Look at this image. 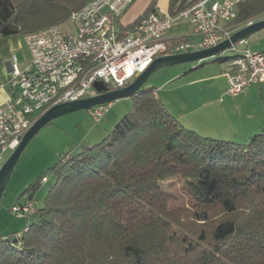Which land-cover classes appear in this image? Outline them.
<instances>
[{
  "label": "trees",
  "instance_id": "16d2710c",
  "mask_svg": "<svg viewBox=\"0 0 264 264\" xmlns=\"http://www.w3.org/2000/svg\"><path fill=\"white\" fill-rule=\"evenodd\" d=\"M89 1L0 0V37L65 26ZM238 7V22L264 14V0ZM133 97L104 139L58 156L44 204L16 238L0 237V264H264V129L247 142L203 136L154 88ZM173 177L185 196L164 188Z\"/></svg>",
  "mask_w": 264,
  "mask_h": 264
},
{
  "label": "built area",
  "instance_id": "2783aa9c",
  "mask_svg": "<svg viewBox=\"0 0 264 264\" xmlns=\"http://www.w3.org/2000/svg\"><path fill=\"white\" fill-rule=\"evenodd\" d=\"M134 0H90L71 13L73 29L56 24L25 35L30 63L19 68L18 58L8 86L10 97L0 105V168L3 153L14 150L23 136L44 112L56 104L72 102L98 94L95 84L107 90L123 88L160 56L211 48L230 39L238 31L264 14L238 22L243 0H199L176 14L152 9L127 30L116 24ZM188 19L200 40L168 44L167 34L176 21ZM246 44V40L231 45ZM239 52V51H238ZM227 93L237 95L254 83H264V51L246 48L226 64ZM108 105L91 109V117L101 122ZM44 177L42 182H48ZM34 200L12 209L30 219L36 213Z\"/></svg>",
  "mask_w": 264,
  "mask_h": 264
},
{
  "label": "crops",
  "instance_id": "0c3cea01",
  "mask_svg": "<svg viewBox=\"0 0 264 264\" xmlns=\"http://www.w3.org/2000/svg\"><path fill=\"white\" fill-rule=\"evenodd\" d=\"M214 1L220 0H210ZM151 5L154 9L170 12L168 10L170 0H134L116 24V28L119 31L128 29ZM182 21H176L169 30L166 35L168 44H175L180 38L191 42L200 40V35L196 33L191 22L187 21L185 29H181ZM24 40L25 35L0 37V105L7 102L10 97L8 83L13 58L15 56L18 58V67L22 69L30 63L31 55ZM241 45L243 47L238 49L234 56L246 48H251L248 42ZM225 68L226 64L220 65L213 70H206L204 75L175 84V80L189 71L181 73L180 76L179 72H176L161 83V89L155 85L148 88H154L156 96L183 126L203 136L247 142L252 135L264 129V83L251 84L243 92L230 95L227 93L228 80L224 74ZM110 111L107 116L111 114Z\"/></svg>",
  "mask_w": 264,
  "mask_h": 264
},
{
  "label": "rangeland",
  "instance_id": "374dc122",
  "mask_svg": "<svg viewBox=\"0 0 264 264\" xmlns=\"http://www.w3.org/2000/svg\"><path fill=\"white\" fill-rule=\"evenodd\" d=\"M188 19H184L180 24L181 29H185ZM189 22V21H188ZM179 23H176L178 25ZM66 29H73L71 23L67 22L64 26ZM177 27V26H176ZM249 43L250 50L259 51L264 49V29L256 31V33L246 38V43ZM243 46L237 44L236 48H228L223 53L207 57L199 61H190L174 66L164 67L149 77L145 86L155 85L160 88V85L168 77L176 72L181 73L189 71L186 75L179 77L176 82L181 83L191 80L195 77L204 75L206 70H213L214 68L225 65L227 61L221 62L217 60L219 57L234 56L238 49ZM230 61V60H229ZM200 66V67H198ZM198 67L197 69H195ZM194 69V70H192ZM131 82V81H130ZM129 82V83H130ZM134 97H121L111 101L108 105V110L104 115L105 118L101 122H95L91 117V109H82L71 112L53 120L43 126L35 137L27 144L28 146L23 151L22 156L19 158L17 165L12 171V177L8 182L5 191L0 201V237L11 235L13 238L18 233L23 232L25 226L30 219L21 217L16 214L12 209L19 203H24L29 198L26 189L36 180L41 179L42 175L47 174L50 181L41 182V186L35 191L34 202L36 208L44 204L45 196H47L50 182L53 181L51 167L58 160V156L69 151L78 149L82 144H95L104 137H106L116 123L127 113L132 110ZM111 110V111H110ZM108 111L111 112L107 116ZM118 117V118H117ZM93 130V131H92ZM100 134L102 136H99ZM97 135V136H96ZM13 150L8 149L3 153V162L9 158ZM164 188L173 194L185 196L183 181L177 177L163 181ZM185 198V197H184Z\"/></svg>",
  "mask_w": 264,
  "mask_h": 264
},
{
  "label": "water",
  "instance_id": "95a60500",
  "mask_svg": "<svg viewBox=\"0 0 264 264\" xmlns=\"http://www.w3.org/2000/svg\"><path fill=\"white\" fill-rule=\"evenodd\" d=\"M261 29H264V18L244 28H241L236 32H233L234 34L230 39H227L218 45L212 46L211 48L160 56L152 61V63L141 74H139L136 79L123 88L107 90L108 88L106 85L101 82H96L95 87L99 92L98 94L72 102L70 101L60 103L59 105L56 104L55 106L51 107L39 118H37L32 127L26 131V134L23 136L20 144L17 145V147L13 150L9 158H6L7 160L0 168V200L7 187L6 184H8L10 178L12 177V171L17 165L19 158L22 156L23 151L28 146L27 144H29V142L35 137V135L43 126H45L55 117L82 109H92L96 106L110 104L111 101L121 97L133 96L144 87L151 74L157 70L185 62L199 61L207 57H213L214 55H218L224 52L226 49L231 48V45L246 39Z\"/></svg>",
  "mask_w": 264,
  "mask_h": 264
}]
</instances>
